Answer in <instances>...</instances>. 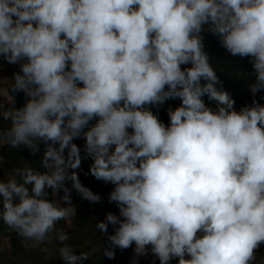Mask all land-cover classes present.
I'll return each mask as SVG.
<instances>
[{"label": "clouds", "instance_id": "obj_1", "mask_svg": "<svg viewBox=\"0 0 264 264\" xmlns=\"http://www.w3.org/2000/svg\"><path fill=\"white\" fill-rule=\"evenodd\" d=\"M205 31L251 58L250 105L237 111L217 87ZM0 60L19 66L0 75V148L45 146L44 172L25 166L0 180V220L25 246L55 239L64 264L95 254L77 255L56 227L76 216L72 190L102 202L76 171L90 158L118 209L95 224L103 256L133 248V264L149 253L159 264H260L264 0H0ZM177 99L166 125L152 108Z\"/></svg>", "mask_w": 264, "mask_h": 264}, {"label": "trees", "instance_id": "obj_2", "mask_svg": "<svg viewBox=\"0 0 264 264\" xmlns=\"http://www.w3.org/2000/svg\"><path fill=\"white\" fill-rule=\"evenodd\" d=\"M201 35L203 37L204 50L209 55L210 63L216 70L220 81V84L217 85V87L221 88L222 90H226L230 94V96L235 101V109L237 111L243 106L250 105L252 103L253 96L249 91V85L255 81L252 64L250 62L251 58L232 56L226 51V49L221 47L217 37L206 31ZM1 65H5L4 74L8 77H10L14 72L19 71L18 65H8L0 60V66ZM261 97H264V92L257 93L255 98L259 100L260 103H264V99H261ZM203 99L205 100L206 104H208V106L212 107L213 109L216 108L215 101H209L207 96H205ZM24 102L25 98L22 93L15 94V106L17 108L23 106ZM179 104L180 101L178 99L169 100L164 105L160 106L159 109L153 107L152 111L158 115L162 122L167 125L169 123V118L167 115L168 108H175L179 106ZM7 125V121H0V127H7ZM73 142L81 148L83 156L84 140L77 139ZM44 148V144L41 143L40 150L36 154H33L26 147L9 148L4 146L3 148H0V156L3 157V164L0 165V180H7L9 173L14 168H23L25 166H29L36 171L44 172L45 169L41 165ZM91 163L92 161L90 158L82 159L81 167L76 171L78 172L81 183L94 193L99 194L102 197V202L96 204L91 203L82 199L75 190H72V204L76 207V216L72 219L75 221L76 227H74V229L69 228L66 221L64 220L58 222L56 227L57 230L62 229L68 233L70 237L69 241H72V244H79L81 246L78 251L79 253L96 250L95 254L89 260L85 261V264H121V250L119 249L115 250L114 259H109L103 256L104 248L109 247V245L107 243L106 236L96 230L95 224L99 220H104L105 214L108 211H112L116 205L109 204L107 200L108 194L112 190L113 186L111 184H105L102 181H98L90 175L89 167ZM66 186L71 189L70 182L67 183ZM48 198L53 199L50 190ZM0 200H2V198H0ZM0 207H2V204H0ZM110 228L111 225L109 226V233ZM77 229L80 230V234L76 233ZM72 230L73 236L70 234ZM51 235L55 237L56 233L54 232ZM0 236L6 238L9 243V251L12 258L10 264H42V261L37 257L38 249H40L39 245L34 247L37 251L35 254H33V259L29 261L27 257L29 252H31V250H29L31 248L30 246L25 245H30L32 242L24 241L14 231L9 229L2 220H0ZM47 243L50 242L46 241L40 245L43 246ZM132 255L134 256V254ZM132 255L126 261H133ZM144 261L148 262V264H153L155 259L146 258ZM59 263V259H56L54 262V264ZM172 264H176V261L174 260Z\"/></svg>", "mask_w": 264, "mask_h": 264}, {"label": "rangeland", "instance_id": "obj_3", "mask_svg": "<svg viewBox=\"0 0 264 264\" xmlns=\"http://www.w3.org/2000/svg\"><path fill=\"white\" fill-rule=\"evenodd\" d=\"M60 195L62 196L63 193H60ZM56 199H59V197H56ZM61 206H65L66 207V204L61 202ZM112 212L118 214L117 207H114L112 209ZM66 223H67V226L69 228H71V229L72 228L74 229V227H76L75 226L76 223H75V221L72 218H70V220L66 221ZM76 233L80 234V230L77 229ZM112 233H113V227L111 226L109 234H112ZM70 234L73 236V230L70 232ZM64 243L69 244L72 247L73 251L77 255H79L78 251H79V249L81 247L79 244H77V245L72 244L73 242L69 241V240L65 241ZM61 246H62V244L59 241L55 240V239H53L50 243H47V244H45L43 246L39 245L40 249H38L37 257L42 261V264H54L56 259L60 260L59 264H64V261L61 260V258L59 256V252H58V249ZM30 248L31 249H29V250H31V252H29V255L27 257V259L29 261H31L33 259V254H35L36 251H37V250H35L36 248H34V247H30ZM45 248L47 249V251L43 250ZM9 250H10V246H9V243H8L7 239L2 237V236H0V264H10V261L12 260V258H11ZM120 254H121V260H122L121 264H133V261H126L127 259H129V257L132 254H134L133 248H129L127 250H123V251L120 252ZM256 255H257L258 262H260V264H264V261H261V258L264 257V245H261V247L257 250V254ZM132 257H134V256L132 255ZM146 258L155 259L156 264H159V261L155 257H153L151 253H149V255L146 256V257H139L138 260H137V264H148V262L144 261ZM84 264H85V262H84Z\"/></svg>", "mask_w": 264, "mask_h": 264}, {"label": "crops", "instance_id": "obj_4", "mask_svg": "<svg viewBox=\"0 0 264 264\" xmlns=\"http://www.w3.org/2000/svg\"><path fill=\"white\" fill-rule=\"evenodd\" d=\"M4 70H5V65H1L0 66V75L4 76V77H8L4 74Z\"/></svg>", "mask_w": 264, "mask_h": 264}]
</instances>
